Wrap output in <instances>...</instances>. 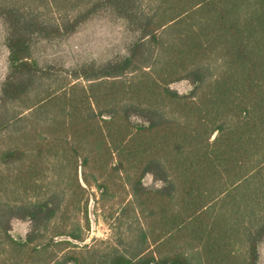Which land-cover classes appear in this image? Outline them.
Wrapping results in <instances>:
<instances>
[{
    "label": "trees",
    "instance_id": "16d2710c",
    "mask_svg": "<svg viewBox=\"0 0 264 264\" xmlns=\"http://www.w3.org/2000/svg\"><path fill=\"white\" fill-rule=\"evenodd\" d=\"M104 14L132 34L122 52L39 64V40ZM0 20L17 132L0 147V264H259L264 0H0ZM92 187L118 222L135 215L125 252L79 244Z\"/></svg>",
    "mask_w": 264,
    "mask_h": 264
},
{
    "label": "rangeland",
    "instance_id": "374dc122",
    "mask_svg": "<svg viewBox=\"0 0 264 264\" xmlns=\"http://www.w3.org/2000/svg\"><path fill=\"white\" fill-rule=\"evenodd\" d=\"M53 13L55 14L56 12L51 10V14ZM3 38L4 25L0 20V83L4 79L7 71L5 59L7 50L3 44ZM131 38H133L132 34L126 33L125 27L121 21L114 20L104 14L88 20L80 26L78 31L70 36L52 40H39L35 51L41 66L52 64L54 70H65L71 65L83 60L94 59L96 61H104L109 59L115 53L122 52ZM172 86L181 91L185 90L187 87L185 82H178ZM11 107V102L7 103V106L3 110H1L0 107V121L6 122V125L0 129V147L2 148L10 144L11 134H17L16 128L11 127ZM32 117L33 113L27 111L26 115L22 117V121L13 123V125L23 124V121L29 123ZM2 136L4 137L3 140H1ZM5 141H7L8 144H6ZM13 164L14 166L20 167L21 161L13 162ZM8 170L11 172V164ZM143 183L147 186L159 184L158 181L150 175L145 176ZM89 191V227L85 228V220L82 216L83 222L81 220V223L83 224L82 230L85 235V240L79 244L82 245L85 243L91 245L96 249L95 253L97 254L115 246L118 250L125 252V221L136 220L135 215H124L128 216V218L122 217L125 221H123V223L118 222L122 204L120 205L117 201V197H101L99 191L94 187ZM119 225H121L120 228ZM26 228L27 223L24 221L19 220L12 222V231L20 233L26 230ZM259 264H264V240L259 245Z\"/></svg>",
    "mask_w": 264,
    "mask_h": 264
}]
</instances>
